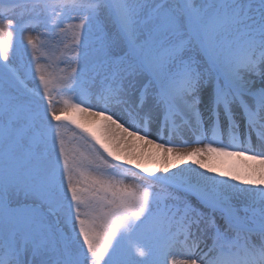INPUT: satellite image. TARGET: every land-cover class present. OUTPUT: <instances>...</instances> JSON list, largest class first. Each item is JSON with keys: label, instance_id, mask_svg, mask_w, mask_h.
I'll list each match as a JSON object with an SVG mask.
<instances>
[{"label": "snow or ice", "instance_id": "snow-or-ice-1", "mask_svg": "<svg viewBox=\"0 0 264 264\" xmlns=\"http://www.w3.org/2000/svg\"><path fill=\"white\" fill-rule=\"evenodd\" d=\"M25 24L71 36L55 78L27 37L42 91L13 63ZM0 85V264H264V0H13ZM65 122L116 163L69 148Z\"/></svg>", "mask_w": 264, "mask_h": 264}, {"label": "rangeland", "instance_id": "rangeland-1", "mask_svg": "<svg viewBox=\"0 0 264 264\" xmlns=\"http://www.w3.org/2000/svg\"><path fill=\"white\" fill-rule=\"evenodd\" d=\"M12 2L13 0H0V7L8 9L10 7L8 5H11ZM17 11L19 12L20 10ZM78 14L79 13L77 12H71L70 16L69 14L62 16L61 20H63L64 26L78 22L77 20L70 18L75 17ZM9 15H12V13H9ZM18 18L19 17L17 16V19ZM24 18L25 20H28L27 15H25ZM25 28L26 30L22 35L14 33L17 42V48L13 63L21 70V72H27L28 68H31V73L27 75V79L25 81L28 88H40L42 91V88L39 84L38 75H34L36 62L32 59V49L27 44V37L29 35H31L37 41L40 49L39 52H37V55L41 57L40 62L47 67L48 71L52 73L54 78L63 74L61 70L70 71L71 68L78 67V64L72 60L73 51L70 43V33H60L58 30L52 29L50 25L46 29L44 25L33 27L29 24H25ZM49 37H51L54 41V38H57L60 43L56 45L58 42H52ZM77 51H79V49H77ZM21 79H24V77L22 76ZM58 83V79L54 80L51 90V103L52 109L60 114L61 110L64 108V99H72L74 94L70 93L69 91L65 92V89L56 87L55 85ZM98 88L99 84L94 86L92 91L96 92ZM43 103L47 104L48 101L45 100ZM68 115L74 117V113L70 111ZM62 128L68 147L78 149L77 154H79V152L89 151L92 145H98L95 144V141L91 139L88 133L84 132L81 128L77 127L71 122H66Z\"/></svg>", "mask_w": 264, "mask_h": 264}, {"label": "bare ground", "instance_id": "bare-ground-1", "mask_svg": "<svg viewBox=\"0 0 264 264\" xmlns=\"http://www.w3.org/2000/svg\"><path fill=\"white\" fill-rule=\"evenodd\" d=\"M253 79H256L257 80V84H259V77H253ZM79 116L82 119V123L85 124L87 127H91L93 128L94 131H96L97 135H101L102 138H103V131H102V125H98L95 123L96 120H98V118H92V117H87L86 115L84 114H79ZM154 119H155V114H154ZM156 123L154 122L153 125H152V131L153 133L156 132ZM150 138H155L157 139V142H162L159 140L158 136H151ZM169 139V137L167 135L164 136V140L167 141ZM181 139L183 140H187L189 141V146H196L194 144L191 143V141L194 139L192 133L190 132H187V130L183 131V133L181 135H178V136H174L173 137V143L174 144H179L181 142ZM226 140V138H225ZM105 142H109L107 139L105 140ZM256 143V140L255 138L253 139V144ZM142 145V142H134L130 151L132 152H135L136 154H142L144 152V148L141 146ZM95 147L103 154L104 158L107 159L110 163H116L115 161L112 160L111 157H108L106 153L103 152V149L100 148L99 145H95ZM127 154V153H125ZM141 163H145L147 165L150 166V160L148 158H143L141 159ZM132 167L134 168V166H129V165H124V167ZM192 167H198L196 165H191ZM180 167H187V165H180ZM177 169H173V171H175ZM134 172H139L140 170L138 169H135L133 170ZM203 171V170H201ZM141 175H143V173L141 172ZM126 182H132L131 180H128Z\"/></svg>", "mask_w": 264, "mask_h": 264}]
</instances>
